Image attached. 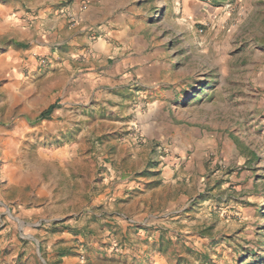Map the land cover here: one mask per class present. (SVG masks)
<instances>
[{"label":"rangeland","instance_id":"obj_1","mask_svg":"<svg viewBox=\"0 0 264 264\" xmlns=\"http://www.w3.org/2000/svg\"><path fill=\"white\" fill-rule=\"evenodd\" d=\"M98 3L90 36L63 46L74 70L51 92L34 79L39 60L35 75L18 64L0 77V264H264V0ZM13 37L0 29V56ZM89 49L107 58L88 63ZM123 50L131 92L96 77L86 119L52 117L72 109V74L102 76ZM150 116L160 135L135 143L132 126ZM168 164L174 191L143 181Z\"/></svg>","mask_w":264,"mask_h":264},{"label":"crops","instance_id":"obj_2","mask_svg":"<svg viewBox=\"0 0 264 264\" xmlns=\"http://www.w3.org/2000/svg\"><path fill=\"white\" fill-rule=\"evenodd\" d=\"M59 1L60 0H1L0 29H3L5 32L12 29L14 30V44L9 45L6 50L7 52L1 54L0 56L2 62H5L2 63L3 65L5 64V66L0 67V77L4 78L5 75H11L13 73V65L15 67V65L18 64L35 75L34 71L38 69L36 66L38 60L41 58H47L50 62V66L45 70L40 69L39 71L43 73L41 74L39 72L34 76V79L51 92L55 88L54 84L57 81L64 80L65 73L67 71L73 72L74 69L72 64L74 65V63L71 62V55H64L63 46H71L74 44L73 39H75L79 33H82L83 35L85 33V37H89L90 25L93 24L103 12L102 7L99 6L98 3L99 0H95V3L91 7L86 8L81 12H75L74 8L71 11L66 8L58 10V6L60 4H58ZM33 2L34 4L32 5ZM27 4L32 5V12H28ZM12 13H14V15H18L20 18H23L25 21L22 22L18 20L17 17L11 19L10 14ZM69 18L73 20L76 25L81 23V25H83L81 30H79L78 27L77 29H73L72 26H68L69 21H67V19ZM29 20L33 21L32 24L26 23V21ZM24 25L27 26L24 28ZM108 31L109 28L107 26H102L99 29L101 34L108 33ZM69 40L70 42H68ZM20 45H26V47L23 48L20 47ZM85 51L86 50H84L82 54L87 57L86 62L88 63H90L91 60L96 62L99 58V62L103 63V57L105 56V58H107L105 49H102L101 52L96 49H89V52ZM127 52V50H123L121 53H118V55L116 54V60H114L112 65L105 70L106 72L102 73V76H97L95 73H87L81 76L77 75L78 79L73 80L76 75L72 74V77L69 79L71 83L66 84L62 90L63 98L69 97V99H67V104L72 109H64L62 113L54 110L52 117H69L72 113L76 117V120L86 119L88 116L84 115V113L90 114L96 108V106L92 104V101L88 100V97L92 94L91 92L96 84V77H99V79L104 82L109 80L113 84L112 91L116 94H122V92L125 91L131 92L132 90H129L130 88H128L130 86L129 79H127V77L123 79V77L118 76V74L122 72L121 69L129 66L130 64L132 54ZM146 69V67L138 69L143 78H145L148 74ZM18 81L19 79H17L16 73L14 72V89L16 87L15 84ZM12 82L8 84L9 87H12ZM143 86L145 87V85ZM84 97H86L87 100ZM116 106L118 107V105ZM138 122L141 129L145 131L149 141L158 138L160 135L158 127L159 124H157L156 119L153 118V116H150L145 120H138ZM68 126H70L69 122L64 120L63 128L67 130ZM120 126L122 125L114 126L115 131L119 130L121 128ZM86 128L87 127L85 125L82 126L81 131H85ZM173 166V164H168L165 167H163V165L160 168L153 167L150 171L156 173L157 178H155V180L143 179V181H146V184H153L156 182L159 185L172 182L169 183L167 187H172L174 191V181H172L173 175H170V172H174L172 169L174 168ZM178 168L179 166L176 167L175 171L178 172ZM114 173L115 172L113 171L110 179L115 177ZM119 174H121V172H119ZM131 184H136V182ZM125 186L126 185H124V187ZM142 207L144 208L145 204H142Z\"/></svg>","mask_w":264,"mask_h":264},{"label":"built area","instance_id":"obj_3","mask_svg":"<svg viewBox=\"0 0 264 264\" xmlns=\"http://www.w3.org/2000/svg\"><path fill=\"white\" fill-rule=\"evenodd\" d=\"M73 24L75 23L72 20ZM49 64V60L47 58H41L39 59V66L43 69L46 68ZM131 131H133V140L137 144H143L145 142V135L142 132V129L138 127L137 125H133L131 128Z\"/></svg>","mask_w":264,"mask_h":264},{"label":"trees","instance_id":"obj_4","mask_svg":"<svg viewBox=\"0 0 264 264\" xmlns=\"http://www.w3.org/2000/svg\"><path fill=\"white\" fill-rule=\"evenodd\" d=\"M55 109V107H50L49 108V110H48V112H47V117H49L50 116V113H52V111Z\"/></svg>","mask_w":264,"mask_h":264}]
</instances>
